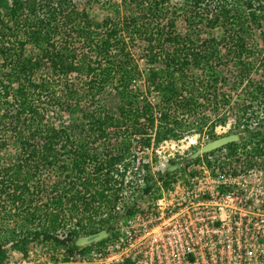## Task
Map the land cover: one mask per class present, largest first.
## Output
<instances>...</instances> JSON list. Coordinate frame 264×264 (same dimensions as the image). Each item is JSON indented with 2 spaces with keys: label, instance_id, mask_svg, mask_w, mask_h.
<instances>
[{
  "label": "trees",
  "instance_id": "trees-1",
  "mask_svg": "<svg viewBox=\"0 0 264 264\" xmlns=\"http://www.w3.org/2000/svg\"><path fill=\"white\" fill-rule=\"evenodd\" d=\"M99 1L109 12L95 22L89 9ZM263 19L264 0H0V223L6 216L14 223L0 239V261L12 248L37 241L77 247L74 239L110 230L112 215L103 217L101 209L112 208L124 190L117 165L129 167L134 142L144 148L180 136L175 109L195 111L203 83L188 69L206 66L209 90L222 62L220 45L231 43L237 87L254 68L249 36ZM217 25L228 34L219 40L191 32ZM133 42L146 44V75ZM262 54L259 77L246 82L251 100L230 106L232 125L248 139L264 130ZM152 91L158 103L148 98ZM106 95L116 104L107 105ZM221 99L225 106L230 96ZM51 110L79 115L58 126ZM104 142L109 149L91 146ZM226 146L233 150L237 142Z\"/></svg>",
  "mask_w": 264,
  "mask_h": 264
},
{
  "label": "built area",
  "instance_id": "built-area-1",
  "mask_svg": "<svg viewBox=\"0 0 264 264\" xmlns=\"http://www.w3.org/2000/svg\"><path fill=\"white\" fill-rule=\"evenodd\" d=\"M159 145L138 147L154 149L156 162L132 154L127 169L117 165L124 190L101 209L110 230L70 249L66 264H264V152L225 144L191 157L176 155L170 140Z\"/></svg>",
  "mask_w": 264,
  "mask_h": 264
},
{
  "label": "rangeland",
  "instance_id": "rangeland-1",
  "mask_svg": "<svg viewBox=\"0 0 264 264\" xmlns=\"http://www.w3.org/2000/svg\"><path fill=\"white\" fill-rule=\"evenodd\" d=\"M175 1V0H173ZM210 8H213V5H211ZM125 11V10H123ZM108 10L106 9V6L102 2H95L93 4V7L89 9L90 17L95 22H100L107 14ZM177 27L179 30L185 31L188 29L187 22L183 21L182 17L177 19ZM258 23L260 25L253 26L252 33L249 36V39L251 41V47L254 51V68H250V71L246 73V71L243 72L244 80L238 84L236 87V82H238L239 78L237 76H234L235 73L238 74L236 70L233 69V48L231 46V43H227L226 45H220L218 46V51H220V55L222 58L221 66L219 68L217 81H214L215 84H213L209 90L205 89V82L207 81V75H206V66H198V67H190L188 69L189 75H194L195 78H198L199 81H203L202 84L199 85V88H197V93L199 92L198 96H196V100L199 105L195 107V111L193 112H186L185 109H175L174 116H177V120H180L179 122L182 123L180 125V136L178 138H170L171 142H173L174 150L176 155H179L180 152L186 155L193 154L197 149H199L203 144L206 142L214 139L211 138V134L215 135V138L223 136V135H229L234 134L236 129L238 127H235L232 125L233 123V110L230 107L232 103H242L250 101L247 92H246V82L247 80L252 77L253 79L258 78L259 74L261 73L260 67L258 66V61L260 56H262L264 51V41L262 38V32H264V19L259 20ZM209 31V32H207ZM191 32L194 33V35H200L199 39L208 38L207 36L213 35L217 40H219L221 37L228 35L224 32V28L217 25L213 29H207L203 27H195L191 30ZM146 44L139 43V42H133V49L132 53L135 57V60L138 64V68L141 72H143L144 75H146L149 65L146 61L145 56V47ZM219 45V44H218ZM252 60V58H250ZM205 61V59H204ZM160 63L156 64L157 67H160ZM236 74V75H237ZM145 80L142 78L138 84H140L141 87L145 86ZM250 80V79H249ZM192 80H190V85ZM236 87V88H235ZM188 96L187 92L184 91L182 96L184 97ZM217 95V98L216 96ZM223 95L230 96L229 104H226L225 106H221V97ZM110 95H106L107 99V105L112 106L115 105L116 102L114 100V97H109ZM208 97V98H207ZM148 98L153 103H158L160 97L157 92L152 91L148 94ZM257 101L259 98H256ZM259 102V101H258ZM258 102H255L256 105H258ZM79 115V113L75 114ZM74 114H67L64 110L56 111L51 110V114H49L50 118L49 120L53 121L56 125H68L70 121L75 117ZM228 116V119H226L225 123H220L219 118ZM251 129V128H250ZM253 130V129H251ZM262 134L258 136L255 139H248V134H246L245 130H242L241 136L236 140L237 146L234 148L235 151L241 154H258L264 152V130L262 129ZM119 141V140H114ZM153 142V141H152ZM163 142V141H162ZM162 142L155 144L154 143V149L160 148L159 144ZM139 143H135L131 146V151L134 155H142L145 156H152L153 162L158 161L156 159V152L153 149L152 154L150 151L147 153L141 152L140 149H138ZM115 145V144H114ZM92 147H96L97 149H103L108 148V143L104 142L103 144L97 145H91ZM142 148V146H141ZM255 149L258 151L254 153ZM4 151V150H2ZM161 155H166V152L162 151L160 152ZM164 159H160V161H163ZM68 208L70 207L69 204ZM5 220V221H4ZM4 220L2 219L0 223V228H2V231L0 230V239L7 238L8 237V228H12L14 223L11 222V219L9 217H5ZM9 220V221H8ZM20 221V220H19ZM73 225H68L67 227H72ZM64 228V229H67ZM58 235H63V233L58 232ZM77 239H74V243L77 245V247H73L71 242H67L65 244L57 243L54 241H37L34 243H31L30 245H27L24 250L20 249H9L7 251V257L3 261H0V264H66V259L68 256V251L73 250V252L78 253V248L82 245H78Z\"/></svg>",
  "mask_w": 264,
  "mask_h": 264
},
{
  "label": "water",
  "instance_id": "water-1",
  "mask_svg": "<svg viewBox=\"0 0 264 264\" xmlns=\"http://www.w3.org/2000/svg\"><path fill=\"white\" fill-rule=\"evenodd\" d=\"M238 138H239V136L237 134H229V135H223V136L217 137L215 139H212V140L206 142L205 144H203L199 149H197L191 155V157H196L200 153L208 152L212 149L223 146L229 142L236 141ZM105 234H106V231L102 230L95 235L81 236L78 238L76 243L78 245H84L90 241L99 240V239L103 238L105 236Z\"/></svg>",
  "mask_w": 264,
  "mask_h": 264
}]
</instances>
